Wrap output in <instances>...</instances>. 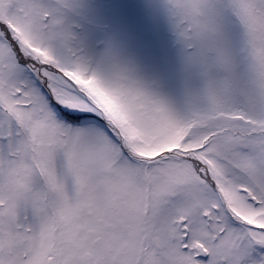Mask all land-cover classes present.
<instances>
[{"label": "snow or ice", "instance_id": "obj_1", "mask_svg": "<svg viewBox=\"0 0 264 264\" xmlns=\"http://www.w3.org/2000/svg\"><path fill=\"white\" fill-rule=\"evenodd\" d=\"M0 264H264V0H0Z\"/></svg>", "mask_w": 264, "mask_h": 264}]
</instances>
